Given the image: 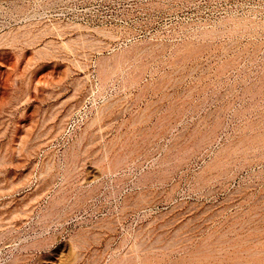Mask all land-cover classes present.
Listing matches in <instances>:
<instances>
[{"label": "rangeland", "instance_id": "374dc122", "mask_svg": "<svg viewBox=\"0 0 264 264\" xmlns=\"http://www.w3.org/2000/svg\"><path fill=\"white\" fill-rule=\"evenodd\" d=\"M0 264H264V0H0Z\"/></svg>", "mask_w": 264, "mask_h": 264}, {"label": "bare ground", "instance_id": "6f19581e", "mask_svg": "<svg viewBox=\"0 0 264 264\" xmlns=\"http://www.w3.org/2000/svg\"><path fill=\"white\" fill-rule=\"evenodd\" d=\"M116 56H117V55H116ZM116 58H117V57H116ZM102 65H103V64H102ZM105 72H106V71H105ZM105 72H104V74H106ZM209 244H210V243H209ZM209 244H208V245H209ZM206 246H207V245H206ZM203 247H204V246H203ZM204 249H205V248H204ZM207 249H209V248H207ZM207 249H206V251H207ZM200 250H201V249H200ZM203 255H205V254H203Z\"/></svg>", "mask_w": 264, "mask_h": 264}]
</instances>
